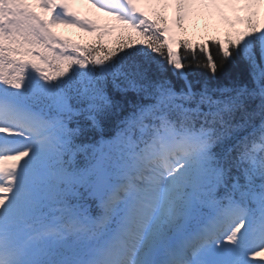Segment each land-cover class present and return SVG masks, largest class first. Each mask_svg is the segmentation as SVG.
I'll return each mask as SVG.
<instances>
[{
	"label": "snow or ice",
	"instance_id": "obj_1",
	"mask_svg": "<svg viewBox=\"0 0 264 264\" xmlns=\"http://www.w3.org/2000/svg\"><path fill=\"white\" fill-rule=\"evenodd\" d=\"M83 2L0 0V264H264V0Z\"/></svg>",
	"mask_w": 264,
	"mask_h": 264
},
{
	"label": "trees",
	"instance_id": "obj_2",
	"mask_svg": "<svg viewBox=\"0 0 264 264\" xmlns=\"http://www.w3.org/2000/svg\"><path fill=\"white\" fill-rule=\"evenodd\" d=\"M165 17H166V21L168 24L169 23V20L170 18L168 19L167 18V15H166V12L164 13ZM231 15V14H230ZM262 17H264V11L263 13L261 14ZM191 20H188L185 22L184 26L182 29H176L173 26L169 25L171 27V30H172V36L175 40H179V41H188L191 45H196L197 46V55H199V52H198V46L202 43H209L211 42L212 40L214 39H223L224 36H225V33L227 31H229V29H227V27L220 23L218 20L216 19H212V23L213 25L210 26L208 25V28L207 27H203L201 28L200 30V26H198L196 24V21L194 19V17H191L190 18ZM262 26H264V24H262ZM244 27V26H243ZM243 27H239L236 28L237 29H240L242 30ZM115 37H113V39L109 42L106 41L108 47H111L112 44L114 43L115 41ZM95 42L94 39L92 40H87L86 41V46L89 45V44H93ZM174 47V50H177L176 49V45L174 44L173 45ZM180 52H181V55H184V51L183 49H178ZM213 53H215V48L213 47ZM191 59V54H189V60ZM187 62V61H186ZM189 73H190V76L189 78L190 79H196L198 78L201 74H202V70L201 69H198L195 67V65H193L192 67H190L188 69ZM228 71H234L233 69H228Z\"/></svg>",
	"mask_w": 264,
	"mask_h": 264
},
{
	"label": "rangeland",
	"instance_id": "obj_3",
	"mask_svg": "<svg viewBox=\"0 0 264 264\" xmlns=\"http://www.w3.org/2000/svg\"><path fill=\"white\" fill-rule=\"evenodd\" d=\"M70 6L72 7L73 11L77 12L82 16H87L90 19L97 20L98 23L102 26L100 21V13H96L94 10H92L87 4L83 2V0H70ZM239 15H241V13ZM76 30L77 29L68 28L64 26H58L52 29V31L55 32L57 36L69 40L70 42H75V39L69 35V32L75 37V34H77Z\"/></svg>",
	"mask_w": 264,
	"mask_h": 264
}]
</instances>
